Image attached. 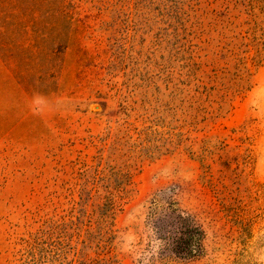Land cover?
Segmentation results:
<instances>
[{"label":"rangeland","instance_id":"1","mask_svg":"<svg viewBox=\"0 0 264 264\" xmlns=\"http://www.w3.org/2000/svg\"><path fill=\"white\" fill-rule=\"evenodd\" d=\"M249 1L0 0V264H264Z\"/></svg>","mask_w":264,"mask_h":264},{"label":"trees","instance_id":"2","mask_svg":"<svg viewBox=\"0 0 264 264\" xmlns=\"http://www.w3.org/2000/svg\"><path fill=\"white\" fill-rule=\"evenodd\" d=\"M216 0H204V2L206 3L207 7H210V5H212ZM247 6H249L250 10L256 9V7H260V9L262 11H264V0H250L247 3ZM228 8V5L226 6L225 9ZM214 12V10H212V13ZM252 22L254 23V25H252ZM247 24L249 25L248 30L246 32L250 33V34H254L253 39L255 40H260L261 38L264 37V21H250L247 22ZM229 28V26H226V28ZM232 30V29H231ZM233 31V30H232ZM260 42V41H259ZM230 45V43H226V45L224 46V48H227ZM238 75H240L238 73ZM240 79L242 80L243 77H240ZM240 84V83H238ZM226 95H222L221 96V101L225 100ZM118 177H116L115 179V187L116 188H120L124 183L123 180L126 181L125 175L121 174L120 172H118ZM125 178V179H124ZM179 217H181L182 219H185V217L183 215H179Z\"/></svg>","mask_w":264,"mask_h":264}]
</instances>
